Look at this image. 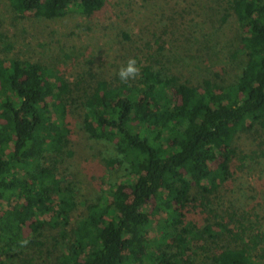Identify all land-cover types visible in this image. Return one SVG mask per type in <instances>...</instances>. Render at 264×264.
I'll return each mask as SVG.
<instances>
[{
  "label": "trees",
  "instance_id": "1",
  "mask_svg": "<svg viewBox=\"0 0 264 264\" xmlns=\"http://www.w3.org/2000/svg\"><path fill=\"white\" fill-rule=\"evenodd\" d=\"M9 2L52 19L90 18L107 0ZM227 11L243 30L245 63L235 80L203 89L143 64L126 82L73 90L43 63L0 57V264H35L23 254L43 244L47 225L61 237L53 264H264V232L241 238L249 249L227 243L205 262L190 254L194 241L234 235L210 197L232 178L235 158L264 157L236 146L241 134L264 129V0H229ZM74 104L84 130L114 154L103 158L106 192L69 228L79 192L58 170L72 154ZM201 206L202 227L189 219Z\"/></svg>",
  "mask_w": 264,
  "mask_h": 264
},
{
  "label": "rangeland",
  "instance_id": "2",
  "mask_svg": "<svg viewBox=\"0 0 264 264\" xmlns=\"http://www.w3.org/2000/svg\"><path fill=\"white\" fill-rule=\"evenodd\" d=\"M228 6L229 0H107L90 18L69 13L48 19L32 11L18 13L9 0H0V57L7 64L13 58L43 63L64 77L73 90H91L101 79L114 84L119 78L116 73L131 57L139 70L151 64L203 89L207 81L235 80L245 63L243 30ZM71 108L72 154L65 156L58 170L79 192L69 228L85 215L86 204L106 192L103 158L114 154L112 143L97 141L84 130L78 106ZM236 146L244 154H260L264 129L241 134ZM257 158V162L235 158L232 178L211 195L208 205L217 210L216 220L234 235L194 241L190 254L198 261L205 262L210 251H219L227 243L249 249L253 244L246 241L247 247L241 238L264 232V157ZM192 194H199L195 187ZM198 210L189 219L202 227L208 213L202 212V206ZM31 230L27 225L25 235L29 237ZM40 239L41 246L32 244L23 255L34 257L35 264H53L62 252L58 230L47 225Z\"/></svg>",
  "mask_w": 264,
  "mask_h": 264
},
{
  "label": "clouds",
  "instance_id": "3",
  "mask_svg": "<svg viewBox=\"0 0 264 264\" xmlns=\"http://www.w3.org/2000/svg\"><path fill=\"white\" fill-rule=\"evenodd\" d=\"M139 71L136 59L131 57L128 59L127 64L120 67L116 74L122 82H126L130 78L136 77L139 74Z\"/></svg>",
  "mask_w": 264,
  "mask_h": 264
}]
</instances>
